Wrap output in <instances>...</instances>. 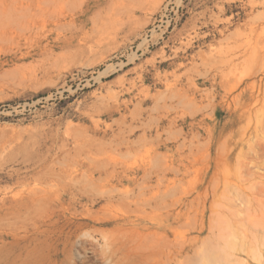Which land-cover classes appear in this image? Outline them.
Instances as JSON below:
<instances>
[{"label":"rangeland","instance_id":"374dc122","mask_svg":"<svg viewBox=\"0 0 264 264\" xmlns=\"http://www.w3.org/2000/svg\"><path fill=\"white\" fill-rule=\"evenodd\" d=\"M0 264H264V0H0Z\"/></svg>","mask_w":264,"mask_h":264}]
</instances>
